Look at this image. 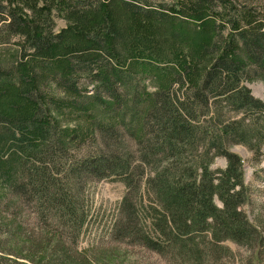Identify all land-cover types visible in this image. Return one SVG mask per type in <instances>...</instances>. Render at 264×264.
<instances>
[{
  "label": "trees",
  "instance_id": "trees-1",
  "mask_svg": "<svg viewBox=\"0 0 264 264\" xmlns=\"http://www.w3.org/2000/svg\"><path fill=\"white\" fill-rule=\"evenodd\" d=\"M244 14L231 0H0V186L79 239L93 208L86 192L117 180L116 239L172 264H219L230 243L261 262L264 236L243 212V163L230 151L264 156V101L244 85L264 81V22ZM175 19L214 30L192 43L190 61L179 49L198 28L167 25ZM124 134L137 149L111 152ZM219 157L226 168L212 170Z\"/></svg>",
  "mask_w": 264,
  "mask_h": 264
},
{
  "label": "rangeland",
  "instance_id": "rangeland-1",
  "mask_svg": "<svg viewBox=\"0 0 264 264\" xmlns=\"http://www.w3.org/2000/svg\"><path fill=\"white\" fill-rule=\"evenodd\" d=\"M149 5L154 7H172L174 5L189 3V0H146ZM220 0H214L219 2ZM239 13L252 14L261 22H264V0H231ZM197 7V6H196ZM200 12L198 8H194ZM250 10L252 13H250ZM254 13V14H253ZM249 19V18H248ZM241 19L242 24L246 21ZM247 20V19H246ZM191 22V23H190ZM183 21L179 24L178 20H172L167 25L189 26L191 29L196 26L198 37L190 39L189 45H182L179 52L183 57L190 61V47L193 42H198L202 35L210 32L214 36V30H208L202 23L194 24L192 21ZM221 21H217L219 25ZM188 23V25H187ZM57 29L65 26L64 21H58ZM145 28H149L146 25ZM160 27L156 32H159ZM187 29V28H186ZM231 26H227L222 35L227 36L231 33ZM170 37L169 33L165 34ZM218 32V31H217ZM172 41V40H171ZM10 54V53H9ZM2 58L6 54H2ZM204 63V62H203ZM210 60L205 63L207 67ZM172 66V64H169ZM168 67V66H167ZM139 78L141 76L138 75ZM145 78V77H143ZM145 86L148 90H154L155 83L148 84L145 78ZM81 84L87 89L88 93L93 90V84L87 78H81ZM244 85L250 90L252 96L264 101V81H246ZM72 112L66 111L70 116ZM75 115V114H74ZM235 116V115H234ZM236 117V116H235ZM238 116L237 118H240ZM75 116L68 122L63 120L62 127L73 128L75 126ZM128 124L126 129H130ZM122 132L121 129H118ZM122 143L118 149L109 145L111 152L123 153L127 150V145L134 150L137 149L134 142L127 134H124ZM100 148V145H99ZM237 154L243 163V179L248 191V201L243 206L249 223L259 230L264 236V156L260 160L256 159V154L244 145H234L231 150ZM264 153V146L262 147ZM81 154H89L88 146L81 148ZM227 166L224 158L215 159L212 170H222ZM82 181L90 179L89 176L82 175ZM126 189L123 183L117 180L96 182L94 187L86 192L92 203V211L89 220L83 229L79 239L72 234V229L65 228L60 221L53 219V215L42 217L35 204L25 199H18L11 192L0 186V257L9 260L8 264H172L168 258L161 257L156 253L140 247L123 239L113 237L112 229L120 218V204L125 195ZM217 206H222L218 198L214 199ZM76 238V239H75ZM75 239V240H74ZM77 240V241H76ZM228 256L220 259L221 264H249L251 255L250 248L240 247L229 244ZM25 259H21L22 257ZM3 261V260H2ZM6 262V261H4ZM219 262V264H220ZM264 264L261 262L255 264Z\"/></svg>",
  "mask_w": 264,
  "mask_h": 264
}]
</instances>
